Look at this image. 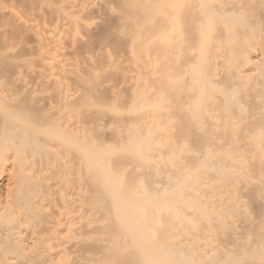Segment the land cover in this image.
I'll list each match as a JSON object with an SVG mask.
<instances>
[{"label": "bare ground", "instance_id": "obj_1", "mask_svg": "<svg viewBox=\"0 0 264 264\" xmlns=\"http://www.w3.org/2000/svg\"><path fill=\"white\" fill-rule=\"evenodd\" d=\"M31 1L0 4V43L32 53L0 77V264H264V0ZM119 88L133 118L82 113Z\"/></svg>", "mask_w": 264, "mask_h": 264}, {"label": "rangeland", "instance_id": "obj_2", "mask_svg": "<svg viewBox=\"0 0 264 264\" xmlns=\"http://www.w3.org/2000/svg\"><path fill=\"white\" fill-rule=\"evenodd\" d=\"M23 3H12L10 0H0V4H10L16 6L17 8H22L26 7L25 4L26 0H21ZM34 5L38 4L37 0H32L31 1ZM22 4V5H21ZM27 8V7H26ZM258 16L260 20H264V14L261 10H258ZM102 25L95 24L92 29L88 30L86 32V39L89 44H93L95 42H101L103 45L108 47L111 51L114 52H121L123 53L125 49V43L123 42L122 39L118 38L112 31L108 32L105 34L103 32V28L101 27ZM101 44V45H102ZM32 55L31 52H21L20 56H14L8 48H6L4 45L0 43V77L3 78V74L6 73L7 70V61L10 59V57H30ZM91 81L94 83H100L105 80H110L114 83H117L118 77L114 74H106L102 71V69L98 68L97 73L93 76L90 77ZM5 82V81H4ZM2 86V82L0 79V87ZM130 91L128 89L124 88H119L116 91H113L111 89H100L97 92L96 98L92 100V104L90 106H84L82 107V113H96L98 118H102V122H106L110 117L112 116H117L121 118H133L135 113L137 112V108L133 106V104L130 102ZM86 108L88 109L86 111ZM23 114L26 117V120H31L30 117H27V111H23ZM30 125V128L35 127V125L31 124V121L27 123ZM37 129V128H36ZM38 131V130H37ZM125 134V133H124ZM122 133V137L119 138H132L130 136H124ZM36 138L40 136L42 138V134L38 133L34 135ZM102 138H113L111 135H103ZM126 146V145H125ZM159 146V141L155 139V141L148 147V149L154 150V148H157ZM119 151V154L121 156H125L128 154L129 148H117ZM154 152V151H152ZM150 190L152 192H156L157 196L154 199H151V202L153 204L159 206L161 208V212L159 215L155 218H153V221H159L163 223L164 221L167 220V215L164 212L163 209V201L168 197L167 194H158L157 188L155 186H150ZM251 206L253 207V213L254 215L258 214V207L256 204V200L253 199L251 200ZM247 230L248 227L245 225V223L242 220H239L237 222V226H231V225H226L224 227V230L222 232L218 231V235L220 236V242L226 246H230L232 251L237 252L240 246H242V231Z\"/></svg>", "mask_w": 264, "mask_h": 264}]
</instances>
